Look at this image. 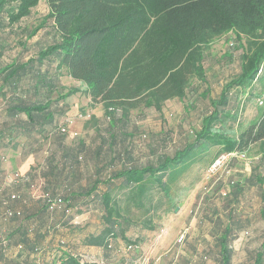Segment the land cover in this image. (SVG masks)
Segmentation results:
<instances>
[{"label":"trees","instance_id":"16d2710c","mask_svg":"<svg viewBox=\"0 0 264 264\" xmlns=\"http://www.w3.org/2000/svg\"><path fill=\"white\" fill-rule=\"evenodd\" d=\"M39 1L0 0V31L5 29L4 25L8 30L17 29V24L31 14ZM45 2L47 13L25 37L18 36L16 32L15 37L3 38L0 35V104L7 105L0 112L24 114L32 126L48 124L46 131L40 132L38 144H44L48 135L53 139L56 134L54 142H51L56 143L55 147L58 145L76 151L73 158L91 170V183L82 187L77 182L78 177L70 179L67 174L58 173L65 165L62 159V163L54 159L44 166V171L51 168L58 171L51 189L48 187L39 195L47 214L46 232L55 235L52 239L54 245L35 244L29 256L30 250H25L27 243H13L9 235L8 250L6 254L0 252V261L2 264H22V258L29 256V264L35 260L49 264H109L106 257L109 252L116 251L115 241H123V250L127 252L138 246L136 238L125 235L128 228L136 229L139 225L149 231L155 228L152 223L154 217L148 213H145L146 219L134 223L126 211L129 203L142 207L143 199L150 200L153 190H160L169 199V188L180 181L186 169L212 147L217 148V156L246 150L255 143L264 147V109L260 117L244 130L234 133L227 127L228 121L236 120L237 108L232 105V89L245 91L250 88L264 65V0ZM47 24L50 40L43 47L33 48L31 55L21 61L29 48V40ZM227 32L233 33L238 42L244 40L243 44H238L241 49L238 74L221 86L216 99L209 100L208 111L201 116L200 127L194 132L191 142H185L171 155L161 151L157 162L152 161V154L146 149L148 160L139 162L141 157L137 155L139 150L135 149L134 132L127 134L126 131L131 111L141 107L159 110L165 100L183 98L193 78L203 80L205 77L203 60L207 47L216 37ZM7 39L14 41V49L18 47V51L8 58L5 57L6 48L10 46ZM43 62L53 63L59 69L65 68L72 79L85 84V94L91 103L102 104L104 116L110 119L94 122L90 143L80 139L65 145L67 136L57 130L61 124L55 113L60 115L63 110L58 103L78 88H69L57 98L50 99L47 95L55 86L50 82L49 93L43 98H39L37 93L38 98L34 95H29L28 99L20 98L27 94L30 75ZM24 76H28L27 85L23 84ZM34 77L45 90L47 86L43 76L37 73ZM205 90L202 97L207 96ZM110 108H119L120 116H113ZM118 126L125 127L119 129ZM4 131L6 129L0 127V146L13 147L15 144ZM58 139L63 141L61 145L57 143ZM120 180L123 183L117 186ZM99 184L102 186L98 187ZM116 188L121 194L114 198ZM79 200L82 206L91 208L96 217L97 226L93 230L88 228L86 220L82 224L73 223L78 216H75L76 210L84 209L77 206ZM51 201L55 203L49 210L47 207ZM121 201L127 204L123 209ZM21 211L22 216L12 219H25L23 209ZM260 213L264 221V210ZM10 221L6 224L9 232ZM229 232L225 226L218 236L219 264H230ZM28 234H32L31 227ZM76 234L81 240L77 250L76 244L64 239ZM17 244L23 247L19 252H16ZM89 247L101 251L104 256L96 257L92 250L87 249ZM261 249H264V240ZM261 262L262 253L257 252L253 264Z\"/></svg>","mask_w":264,"mask_h":264},{"label":"rangeland","instance_id":"374dc122","mask_svg":"<svg viewBox=\"0 0 264 264\" xmlns=\"http://www.w3.org/2000/svg\"><path fill=\"white\" fill-rule=\"evenodd\" d=\"M47 11L48 6L45 0H40L38 5L32 9L31 14L22 18L20 24H17V29L8 30L4 25L5 29L0 31L1 37H15V32L18 36L25 37L32 27L41 21ZM48 28L49 24L29 40L27 52H33V48L43 47L47 44L50 40ZM7 41L10 46L6 48V58L18 51V47L14 49L13 40L7 39ZM239 43L243 44L244 40L238 42L231 32L216 37L204 53V79L193 78L183 98L165 100L161 103L159 110L153 107H141L131 111V120L126 131L127 134L134 132L135 149L139 150L137 155L141 157L139 162L148 160L149 153L145 152L146 149L152 154V161L157 162L161 158V151L171 155L176 148H180L185 142H191L194 139V132L200 127L201 116L208 111L209 100L216 99L221 86L239 72L241 54ZM22 81L24 85H27L28 76H24ZM75 87L78 88V91L71 94L70 98L74 100L73 105H77V109L80 111L70 117L68 125L66 124L67 120L60 123L65 127L68 126L66 132L63 133V136L68 138L65 142L67 145L75 143L77 139H84V143H90L89 136L93 132L94 122H105L104 117L102 118L103 114L101 117L94 118V122L91 121L92 116L86 118L87 114L85 115V113L86 110H89V105H84L86 101V95L82 92L84 86L71 83L69 88ZM205 89H207V96L202 97L201 94L206 91ZM231 94L234 97L232 105L237 108L234 114L236 120L228 121L227 127H230V131L237 133L255 122L264 109V102L259 103L260 98L264 101V65L259 78L250 88L245 91L240 88L232 89ZM31 96L33 97V95ZM27 97H29L28 93L20 98L28 99ZM84 117L90 121V125L88 128L82 127L78 132L75 131L74 124L78 120L82 121ZM118 127L122 129L125 126ZM73 132L77 134L74 135ZM21 142L22 140L19 139L16 143L20 144ZM216 151L217 148L212 147L203 157L201 156L186 169L180 181L169 188V199L160 190H153L150 200L143 199L142 207L144 209L139 205L134 206L129 203L126 211L133 222L138 224L142 219H146L145 213H148V215H153L152 223L155 224L154 229L157 231H162L165 222V220H158L157 217L172 213L171 217L174 219L171 220L170 225L175 229L172 236L168 234L164 239L161 238L157 242L144 245L151 259L157 261L158 264H170L172 257L177 259L178 256L188 255L186 250L190 249L186 245L201 238V234L197 235L196 228L187 238L188 240L186 239L187 235L184 237L187 241H184L183 247H179L180 249L177 247L176 237L193 215L203 219L200 220L199 227L204 226L205 233V224L207 222L209 225L214 224L215 242L212 243L214 247H218V236L226 224L229 225L228 244L232 252L230 264H253L256 252L261 250L260 246L264 240V222L261 220L259 212L264 210V176L260 172V165L264 164V147L255 143L246 149L245 160L233 158L223 165L213 166V162L221 155L217 156ZM175 172L177 174L178 170ZM123 205L127 204L121 201L122 209ZM80 211L76 210L75 216H78L73 219L75 224L78 222L82 224L86 220L83 218V213H79ZM175 212L178 213L176 217H174ZM177 217H179L178 220H176ZM177 223L183 225L180 227L176 225ZM88 225V228L93 230L97 226V220L92 218L88 221ZM58 229H62V227ZM208 236L210 235L208 234ZM64 239H69L70 243L76 244L75 250L80 248L81 240L78 234ZM215 249L214 251L209 249L210 260L212 264H219V252L217 248ZM179 250L181 251L179 252ZM141 251L143 250L141 249ZM262 253L260 264H264V249H262ZM136 254L139 255V252L136 251ZM160 254L164 257L162 263L159 261ZM192 255L191 261L200 260L198 258L200 255L194 253ZM28 257L22 258V264H29L31 258Z\"/></svg>","mask_w":264,"mask_h":264},{"label":"crops","instance_id":"0c3cea01","mask_svg":"<svg viewBox=\"0 0 264 264\" xmlns=\"http://www.w3.org/2000/svg\"><path fill=\"white\" fill-rule=\"evenodd\" d=\"M29 55H31L30 51H28L24 55V58H21V61H25ZM48 64L49 63L47 62H43L41 66H39L37 70L30 75V82L28 87L26 88V92L28 93V95H34V97L36 98L38 97L43 98L46 93H49L48 85L50 82L54 83L55 85L54 87L50 88L51 94L47 95L48 98L50 99L57 98L59 94L61 95L65 93L69 89L71 83H74V85L81 84L82 86H84L82 92L85 93V84H83L80 81L72 79L70 75H68L65 68L59 69L54 67L55 65L53 63L51 65ZM36 72L39 74V76H43V82L46 83L47 86L45 90L42 88V86H39V83H36L34 77L37 75ZM85 95H86V101L84 105L87 104L89 105V110H86L85 113V115L87 114L86 118H90L92 116L93 119L91 121L93 122H94V118L101 117L102 114H103L102 116L103 118L104 108L102 104L91 103L88 94ZM4 100H6L5 97ZM63 100L64 101L62 102L64 104L62 107L63 110L61 111L62 114L59 115L57 112L58 110L57 109L55 110L57 112L55 113V115L56 118H58L59 124L64 122L65 120H67L66 121L67 124V122L70 120V117L80 111L79 109H77L78 108L77 105H73L74 100L70 98V95L65 97ZM6 106L7 105L0 104V111ZM96 120H101V119H96ZM89 122L90 121H88L84 117L82 121L78 120L74 124L73 128L75 129V131L78 132V130L81 129L82 127L88 128V126L90 125ZM0 127H2L3 130L6 129L4 133L6 134L8 132L7 138L11 140L13 144H15L13 147L4 148V146H0V155L6 157V160L0 159V184L4 186V193L16 192L20 196V199L12 202V206L23 209L24 215L26 217L22 221L18 219H12L10 221L9 228L11 232H9V235L11 236L13 243L19 241L21 242L23 241L24 243H27L25 244L27 246V249L25 250L28 249L30 250V252L28 253L30 256L32 255L31 254L32 247L35 244H39V245L46 244L49 246L54 245V243H52V239L55 235L53 236V233L49 231L48 233L46 232L47 223L45 222H46L47 214L45 211V207L41 199L39 198L41 191L46 190L48 187L49 189H51V187L55 183L56 174L61 172H63L64 175L67 174L70 179L73 176L78 177L77 182L79 183V186L82 187L89 186L91 183L90 182L91 170L90 169L87 170V168H85L86 166H83L81 163H76L75 158H73L76 153L75 150L61 147L58 145L56 146L60 148L55 147L56 143L53 142L56 134L54 135L53 139L51 136L48 135L46 139H44L45 141L44 144L42 145L38 144L40 132L46 131V129L49 127V125L46 123L40 126L39 125L32 126V124H29L26 121L24 114L21 113L12 114L9 111L8 112L6 111V112H0ZM93 135H94V127H93V132L89 136V139H91ZM19 139H21L22 142L20 144H17L16 142ZM66 139L68 138L66 137ZM52 140L53 142H51ZM81 140L83 141L84 139ZM0 141H1V137H0ZM77 141H80V139H78ZM61 142L63 143L62 140H59L57 143L61 145ZM64 156H65V160H64ZM54 159H56V162H60V163H62L60 159L63 160V163H65V165L62 168L63 171L61 170L58 172L55 171L53 168L44 171L43 169L44 166L49 164L50 161ZM14 172L25 174L31 179H28V177H26L25 181H19L18 183L8 184L7 177ZM59 176L63 177L61 175ZM60 179H58V183H60ZM65 181L66 180H64V183ZM122 183H123L122 180L118 181L117 186L122 185ZM97 186L101 187L102 185L100 186L99 184ZM119 192L120 191H117L116 188V193L114 194V198H116L117 194H121ZM81 204L83 203H81V200H79L77 206L79 208H84L88 210L86 212L84 209H82V211L79 212V213H83V218L86 219L85 222L88 223L87 221L92 220V218L96 219L95 215L92 213L91 208H85V206H82ZM171 214L172 213L164 214L162 215V217H157L158 220L160 221L165 220L164 228L162 229V231H157L156 229L149 231L147 229H144L142 225H139L138 228L136 229L128 228V230L125 232V235L130 238H136L138 241V246L136 247V249L127 252V250L125 249L123 250V248L125 247L124 243L119 239L115 241L117 248V249L115 248L116 251L113 250L112 252H109L108 256L106 257L107 258L106 261H108L109 264H158L157 261L151 259L148 251L145 250L144 245L148 243H152L154 241L157 242L161 238L164 239L168 234L172 236V233L175 229L171 228L173 226L170 225L171 220L174 219L173 217H171ZM177 214L178 213L175 212L174 217H176ZM259 214L262 220L261 213L259 212ZM167 215L168 217H166ZM178 218L179 217H177L176 220H178ZM200 220L203 219H201V217L199 216H195V215L191 216L189 222L186 223L184 227H182V229H180L179 233L183 231L185 233V236L187 235L186 237L187 239L191 235L192 231L197 228V235L201 234L202 236L200 235V237L202 239L199 237L200 239L198 240L196 239L197 241L194 240L195 242L193 241V243L186 245V247L190 249V250H186L188 251L187 252L188 255L178 256L177 259L175 257L174 258L172 257V261L170 262V264H212L209 256V249H212L214 251L216 250L215 248H217L218 249L217 251H219V246L214 247L212 245V243L215 242L214 224L212 223L211 225H209V223L207 222V224H205L206 226V233H205L204 226H202L203 229L202 227L201 228L199 227ZM32 221H36L37 223H33ZM176 225L181 227L183 224L177 223ZM226 226L230 229L229 225L226 224ZM29 227H31L32 229L31 235L28 234ZM208 234L210 236H208ZM186 239L184 238V240L181 243L179 244L177 243L178 244L177 247L182 248L184 241L188 240ZM201 245L202 248H200ZM87 249L92 250L93 253L96 255V257H101L104 254V253L101 254V251L96 250L92 247H89ZM141 249L143 251H141ZM136 251L139 252V255L136 254ZM180 251L181 250H179V252ZM257 252L262 253V249ZM193 253L195 255H200V257L198 256L200 260L197 259V261L195 262L191 261ZM19 256L22 255L20 254ZM231 258H232V252L230 249V263H231ZM163 259L164 257L162 256V254H160L159 255L160 263H162Z\"/></svg>","mask_w":264,"mask_h":264},{"label":"built area","instance_id":"2783aa9c","mask_svg":"<svg viewBox=\"0 0 264 264\" xmlns=\"http://www.w3.org/2000/svg\"><path fill=\"white\" fill-rule=\"evenodd\" d=\"M259 103L262 104L263 101L260 99ZM63 102H59V106H63ZM110 112L113 113V116L119 117L121 114V110L119 108H110ZM109 117L104 116L105 121H109ZM68 127V126H67ZM63 125H60L57 127V130H59L61 133L66 132V128ZM73 134H77L76 132H73ZM245 151H232L228 153H223L217 157V159L213 162V166L217 165H223L224 163H227L229 160L233 158L237 159H243L245 160ZM0 159L6 160V157L3 155H0ZM260 165V163H259ZM258 165V166H259ZM260 172L262 176H264V164L260 165ZM26 175L21 174L19 172H14L10 174L7 178V183H18L19 181H25L26 180ZM7 184V185H8ZM47 194H45V197ZM20 199V196L16 192H9V193H4V186L0 184V252L3 254H6L8 247H9V231L6 228V224L13 218V217H20L22 216V211L21 208H15L12 206V202L15 200ZM57 202H60V199H57ZM55 201H51L48 204L47 209L51 210ZM185 233L181 232L177 238V243H181L184 240ZM23 249L21 244L16 245V252H19ZM0 264L2 262L0 261ZM31 264H49L47 261H41V260H35Z\"/></svg>","mask_w":264,"mask_h":264}]
</instances>
